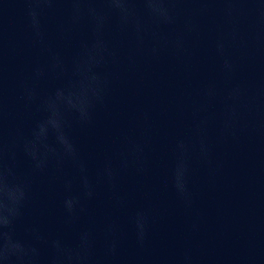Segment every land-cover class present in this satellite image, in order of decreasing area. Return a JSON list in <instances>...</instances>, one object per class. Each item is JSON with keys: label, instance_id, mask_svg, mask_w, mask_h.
Listing matches in <instances>:
<instances>
[{"label": "water", "instance_id": "obj_1", "mask_svg": "<svg viewBox=\"0 0 264 264\" xmlns=\"http://www.w3.org/2000/svg\"><path fill=\"white\" fill-rule=\"evenodd\" d=\"M17 208L0 264H264V0H0Z\"/></svg>", "mask_w": 264, "mask_h": 264}, {"label": "clouds", "instance_id": "obj_2", "mask_svg": "<svg viewBox=\"0 0 264 264\" xmlns=\"http://www.w3.org/2000/svg\"><path fill=\"white\" fill-rule=\"evenodd\" d=\"M20 215L19 209L17 208L11 217L5 216L0 219V240H3V244L0 245L3 248L7 249L9 246L18 248L20 247L19 244H12L11 240V230L13 228L14 222L16 218ZM7 229V231H5ZM5 259H10V257H3Z\"/></svg>", "mask_w": 264, "mask_h": 264}]
</instances>
